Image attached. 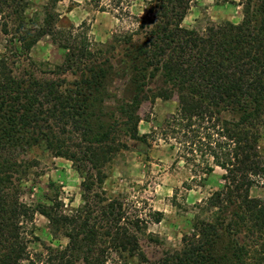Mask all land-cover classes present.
I'll return each instance as SVG.
<instances>
[{
    "label": "trees",
    "instance_id": "1",
    "mask_svg": "<svg viewBox=\"0 0 264 264\" xmlns=\"http://www.w3.org/2000/svg\"><path fill=\"white\" fill-rule=\"evenodd\" d=\"M129 1L111 0V6L123 12ZM243 1L239 24L197 30L182 26L193 0H150L146 13L135 18L136 29L114 39L125 46L133 73L119 122L97 116L95 95L105 91L111 65L108 58L97 64L87 45L61 46L64 62L57 69L81 73L73 90L57 80L17 77L0 59V264H107L111 252L151 264L139 244L140 222L126 223L120 204L103 200L94 188L104 183L105 167L126 148L122 136L139 143L150 136L139 135L138 111L145 88L157 75L163 87L153 99H176L178 104L177 112L164 121V140L182 148L185 162L201 179L214 168L225 172L224 185L201 203L211 219L192 221V234L183 236L181 251L158 264H246L249 251L235 235L225 252L217 253L224 233L247 230L252 238H264V201L250 197L256 178L264 176L258 151L264 128V0ZM28 6L26 0H0L2 32L9 34V22H17L14 40L22 53L43 37H54L48 15L40 25L25 23ZM38 145L70 161L83 177V205L73 214L21 201L20 182L30 166L18 158ZM230 211L232 219L226 223ZM35 214L63 233L65 247L43 245L42 251L30 252L27 230ZM155 216L160 223L161 213ZM253 261L264 264V256Z\"/></svg>",
    "mask_w": 264,
    "mask_h": 264
},
{
    "label": "rangeland",
    "instance_id": "2",
    "mask_svg": "<svg viewBox=\"0 0 264 264\" xmlns=\"http://www.w3.org/2000/svg\"><path fill=\"white\" fill-rule=\"evenodd\" d=\"M149 1L130 0L129 6L124 5L121 12L113 9L111 0H26L29 6L25 23L29 27L40 25L48 15L54 25V37L45 36L30 52L22 53L14 40L17 37V22H9V34L5 35L2 32L4 19H0V59L6 60L17 77L57 80L64 88L73 90V84L81 81V73L57 69L64 62L61 46L69 42L81 47L87 45L94 53L97 64L104 65V58H108L111 65L109 69L107 66L109 76L104 81L105 91L95 95L100 104L97 105V116L105 119L113 117L114 121L119 122L126 103L125 88L133 73L126 58L125 46L114 44V39L136 29L135 18L146 13ZM242 3L243 0H193L182 26L203 30L226 22L239 24L243 20ZM101 7H105V10L102 11ZM102 44L108 47L103 48V53L99 55L97 53ZM113 44L115 49L110 48ZM149 83L141 96L138 131L140 136H150L146 138V143L122 136L126 148L105 167L106 179L102 185L94 188V192L108 202L116 200L122 207L126 223L134 219L140 222L142 231L137 234L140 247L151 264H158L181 251L183 236L192 234V221L211 219L212 214L202 209L201 203L224 185L222 176L225 172L214 168L210 175L201 179L202 174L196 175L192 172L191 164L185 162L182 148L172 139L164 140V121L177 112L178 104L176 99H153L157 89L163 87L162 77L157 75ZM260 133L258 151L264 164V128H260ZM18 160L30 166L28 175L23 176L20 182L21 201L32 206L44 203L67 215L83 205V177L70 161L53 157L44 145L31 148ZM250 197L264 201L263 175L256 178ZM156 213L162 215L160 223L155 221ZM231 214L233 212L230 211L224 216L228 220L226 223L232 219ZM27 232L32 253L42 251L43 245L63 248L68 243L63 233L55 231L47 218L40 214L34 215ZM232 234L227 236L224 233L217 253H224L235 235L249 251L246 264L253 263L255 257L264 256V238L256 234L252 238L247 230ZM107 264L140 263L127 253L111 252Z\"/></svg>",
    "mask_w": 264,
    "mask_h": 264
}]
</instances>
